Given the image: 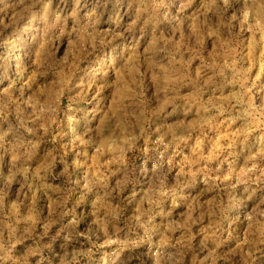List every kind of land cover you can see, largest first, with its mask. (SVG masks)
<instances>
[{
	"label": "rangeland",
	"instance_id": "rangeland-1",
	"mask_svg": "<svg viewBox=\"0 0 264 264\" xmlns=\"http://www.w3.org/2000/svg\"><path fill=\"white\" fill-rule=\"evenodd\" d=\"M0 264H264V0H0Z\"/></svg>",
	"mask_w": 264,
	"mask_h": 264
}]
</instances>
